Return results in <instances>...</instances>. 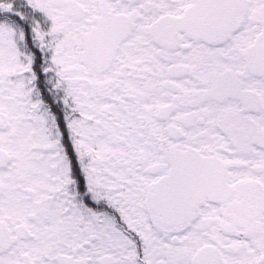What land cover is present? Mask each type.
<instances>
[{"label": "snow or ice", "instance_id": "obj_1", "mask_svg": "<svg viewBox=\"0 0 264 264\" xmlns=\"http://www.w3.org/2000/svg\"><path fill=\"white\" fill-rule=\"evenodd\" d=\"M0 264H264V0H0Z\"/></svg>", "mask_w": 264, "mask_h": 264}]
</instances>
